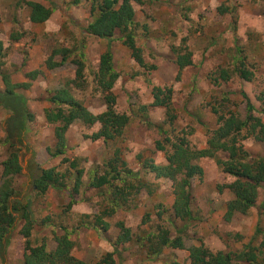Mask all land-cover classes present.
Instances as JSON below:
<instances>
[{
  "label": "rangeland",
  "instance_id": "374dc122",
  "mask_svg": "<svg viewBox=\"0 0 264 264\" xmlns=\"http://www.w3.org/2000/svg\"><path fill=\"white\" fill-rule=\"evenodd\" d=\"M30 1L53 10L48 22L33 24L29 21L26 2ZM75 1L0 0V41L3 43L0 91H5L2 75L6 74L18 86V92L28 98L31 113L35 116L29 125L25 144L16 143L21 147L19 159L23 172L14 179V186L19 200L24 203L35 197L32 176L37 165L45 169L58 167L62 172L67 170V165L61 166L62 158L52 159L47 153L48 147L55 146L56 139L53 125L46 122L45 111L50 108L49 101L55 92L62 88L68 89L69 81L75 79L77 67L72 59L80 50L84 53L85 87L79 89L70 86L68 91L94 115H99L106 107L98 91L96 73L101 55L111 46L114 68L120 74L114 89L117 96L116 110L131 117V123L125 131L128 149L125 155L133 165L137 164L139 153H153L155 142L160 139L152 125L162 124L165 110L151 106L154 86L174 88L173 103L178 114L176 126L178 130H194L189 140L196 150L205 149L209 131L218 128L217 116L211 109L216 100L227 97L233 103V109L242 117L246 115L243 93L257 109L261 108L257 97L264 85V0H153L145 7L135 5L137 21L147 24L149 28L147 34L139 32L137 42L145 63L149 67L155 65L154 70L137 64L131 50L121 41L109 42L88 36L85 28L92 21L91 0H80L79 4H75ZM223 4L232 12L220 16L217 9ZM20 35L23 38L20 39ZM180 45H186L193 54V65L181 73L174 63L172 52V47ZM61 48L78 52L64 66L49 69V57ZM61 59L57 57V60ZM237 69H246L251 73V80L241 77ZM224 72L229 75V81L220 79V85H216L215 80ZM30 73H36L35 77L29 78ZM177 76L180 77L179 81ZM25 83H30L31 87H20ZM144 106H147V113L141 111ZM9 117L10 114L1 107L0 187L4 181L2 164L13 150L5 131ZM99 129L98 124L89 127L77 123L67 133V157L80 160L81 168L86 171L85 184L88 183L89 173L100 169L110 157V151L102 140L94 142L90 139ZM244 146L253 156L264 158V143L248 139ZM153 157L157 164L165 163L163 153L157 152ZM220 157L227 160L229 156L220 153ZM198 165L203 169V177L192 184L195 221L182 233L187 250L165 248L160 257L149 259L147 248L141 247L135 238L120 249L121 256L117 257L119 264H167L173 260L190 264L188 249L193 246L203 244L215 253L235 254L243 252L249 244L254 248L260 245L261 235L257 237L256 231L258 228L264 229V184L259 189L255 208L247 216L236 219L235 223H228L225 221L226 206L232 199V193L228 190L221 193L218 187L234 179L225 174L214 159H201ZM147 180L157 182L152 177ZM69 182V187L74 186V181ZM157 183L160 188L156 194L149 197L137 193L131 206L119 209L108 220L111 228L103 236L96 230L81 228L83 216L94 222L95 217L100 215L98 190L83 186L79 194L72 197L68 190L50 189L43 198L34 199V209L37 218L52 215L60 221L59 217H62L64 225L74 232V255L93 262L99 248L114 250L113 245L120 235L119 222H124L132 235L135 233L141 243H146L145 234L153 231L159 223L156 215L159 205L171 211L165 218L175 223L176 228L172 226L174 236L178 229H185L188 224L175 219L172 211L175 201L172 182L164 180ZM167 221L165 227L171 229ZM21 228L22 223L15 221L10 244L6 248V262L0 259V264H23L26 240L20 234ZM54 231L44 228L33 233L30 238L32 246L40 245L43 240L52 241Z\"/></svg>",
  "mask_w": 264,
  "mask_h": 264
},
{
  "label": "trees",
  "instance_id": "16d2710c",
  "mask_svg": "<svg viewBox=\"0 0 264 264\" xmlns=\"http://www.w3.org/2000/svg\"><path fill=\"white\" fill-rule=\"evenodd\" d=\"M79 1L76 0L75 4H79ZM152 1L91 0L92 21L86 26L85 33L90 37L109 42L121 41L131 50L132 57L137 64L154 70L155 65L149 67L145 63L142 49L137 42L139 32L143 31L147 34L149 28L147 24L137 21L135 11V5L145 7ZM26 6L29 10V21L33 24H44L53 14L52 9L38 2H26ZM217 12L220 16H225L232 11L223 4ZM21 38L23 35H20ZM172 48L174 63L179 73L193 65V54L186 45ZM81 51L77 54V58L72 59L77 69L75 79L69 81L68 89L70 86L79 89L85 87L84 53ZM77 52L78 50L66 48L56 49L49 57L47 66L49 69L64 66ZM2 54L3 43L0 41V57ZM57 57H62V59L57 60ZM237 70L245 80H251V73L246 69ZM35 74L30 73L28 77H35ZM2 78L5 91H0V108L6 109L10 114L5 131L6 139L10 148L13 149L8 159L2 164L4 181L0 187V259L3 263L6 262V248L10 244V234L15 221L22 223L20 234L26 240L23 264H119L117 257L121 256L120 249L135 238L141 247L147 248L149 259L160 257L165 248L187 250L182 233L189 224L195 221L192 210L194 201L192 184L196 179L200 180L203 177V169L198 165L201 159H214L223 168V172L234 179L231 183L218 187L221 193L224 190L232 193V199L226 206V222H234L236 219L245 217L255 208L259 189L264 184V158L250 154L244 142L254 139L256 142L264 143V85L257 97L261 103L260 109H257L249 97L243 93L246 103L244 117L233 109V103L225 96L212 104L211 109L217 116L218 128L209 131L207 147L203 150H196L191 146L189 137L193 135V129L187 132L178 130L176 126L178 114L173 103L174 88L154 86L151 106L165 110V119L162 124L152 125L157 130L160 139L155 142L153 153L146 151L139 153L137 164L133 165L125 155L128 152L125 131L131 123V117L127 114H120L116 110L117 96L114 89L120 79V74L114 68V56L109 46L100 57L96 73V84L105 102L106 110L99 115H94L87 107L79 103L68 89L62 88L55 92L49 101L50 108L45 111V118L47 124L54 127L56 144L54 147H48L47 153L52 159L62 158L61 166L67 165V170L62 172L58 167L45 169L37 165L36 172L32 176L35 197L24 203L19 200V194L14 186V179L23 172L19 159L21 147L17 144H25L29 125L34 121L35 116L31 113L28 98L16 89L18 86H15L6 74H3ZM179 78L177 76V81ZM220 79L228 82L229 75L224 72L215 80L216 85H220L218 83ZM20 87L29 88L31 84L25 83ZM147 110V106L141 108L143 113H147ZM77 123L89 127L98 124L99 131L90 139L94 142L102 140L110 151V157L104 161L101 168H96L89 173L87 184L83 182L86 171L81 168L80 160L67 157L69 150L67 133ZM157 152L164 154V164L156 163L153 155ZM220 153L226 157L229 156L228 159L221 158ZM149 177L157 182L164 180L172 182L175 196L172 207L174 218L188 224L185 229H178L176 236L172 233V226L175 227V223L168 220L171 229L165 227L164 224L167 221L165 215L171 212L170 209L159 205L156 213L159 223L153 231L145 234L144 240L147 244L141 243L140 237L135 233L132 235L131 229L124 222H119L117 226L120 229V235L113 245L114 250L99 248L96 260L87 262L74 255L76 249V242L72 239L74 232L64 225L62 217H59L60 221L52 215L44 218L36 217L37 212L34 209L36 197L43 198L50 189L68 190L69 194L74 197L85 186L99 191L101 211L100 215L95 217L94 222L89 220V217L83 216L81 228L82 230H96L100 236H103L111 228L108 220L115 216L119 209L131 206L137 193L141 196L146 194L149 197L157 193L160 185L147 180ZM71 180L75 184L69 187ZM44 228L55 229L53 240H43L40 245L32 246L30 238L33 233ZM256 234L257 237L261 235V242L257 248L249 244L240 253H215L202 244L188 249L189 262L190 264H264V229L258 228ZM167 264L184 263L173 260Z\"/></svg>",
  "mask_w": 264,
  "mask_h": 264
},
{
  "label": "crops",
  "instance_id": "0c3cea01",
  "mask_svg": "<svg viewBox=\"0 0 264 264\" xmlns=\"http://www.w3.org/2000/svg\"><path fill=\"white\" fill-rule=\"evenodd\" d=\"M75 256H76L77 258H79V259H82V260H84L83 258H81V257H78L76 254H75Z\"/></svg>",
  "mask_w": 264,
  "mask_h": 264
}]
</instances>
